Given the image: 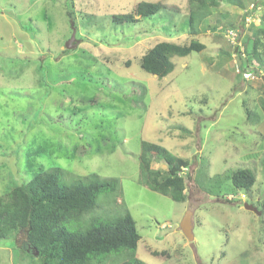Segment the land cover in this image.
Wrapping results in <instances>:
<instances>
[{
  "label": "rangeland",
  "instance_id": "rangeland-1",
  "mask_svg": "<svg viewBox=\"0 0 264 264\" xmlns=\"http://www.w3.org/2000/svg\"><path fill=\"white\" fill-rule=\"evenodd\" d=\"M215 1L191 35L198 8L190 0H0V196L51 169L67 186L89 174L116 179L120 192L101 194L87 218L127 211L142 264H264V41L252 53L264 0ZM140 2L164 8L136 23L113 22ZM250 6L260 7L256 26L240 34ZM72 29L75 46L66 49ZM230 29L239 33L233 46L223 36ZM158 41L204 48L172 58V72L159 79L139 65ZM142 142L187 162L185 202L139 184ZM151 168L167 166L155 159ZM237 169L253 172L250 191L232 189ZM187 211L192 241L179 229ZM34 252L24 234L1 240L0 264H41Z\"/></svg>",
  "mask_w": 264,
  "mask_h": 264
},
{
  "label": "trees",
  "instance_id": "trees-1",
  "mask_svg": "<svg viewBox=\"0 0 264 264\" xmlns=\"http://www.w3.org/2000/svg\"><path fill=\"white\" fill-rule=\"evenodd\" d=\"M190 1L198 8L190 11L188 33L194 35L198 31L194 21L207 16V9L217 7L218 3L215 0ZM163 8L159 3L140 2L130 13L114 17L113 22L136 23L155 16ZM68 16L71 20V13ZM260 41H264V23L253 39V56L263 47ZM203 48L202 44L194 41L185 45L158 41L140 58L139 65L144 72L160 79L172 72V58H184ZM155 159L165 162V172L151 168ZM186 165V161L173 156L160 145L142 142L138 157L139 184L172 201L185 202V180L178 173ZM261 169L264 176V157ZM60 175L58 169L40 171L31 180L0 196V241H14L19 234H24L25 242L37 252L41 264H106L111 257H121L123 264H142L135 254L140 235L127 211L107 221L87 218L98 207L101 194L120 192L119 182L89 174L67 186L61 183ZM228 179L233 190L241 191H250L256 181L249 169L234 170ZM83 221L86 226L82 229L69 231L65 228Z\"/></svg>",
  "mask_w": 264,
  "mask_h": 264
},
{
  "label": "water",
  "instance_id": "water-1",
  "mask_svg": "<svg viewBox=\"0 0 264 264\" xmlns=\"http://www.w3.org/2000/svg\"><path fill=\"white\" fill-rule=\"evenodd\" d=\"M74 32L72 31V35L71 38L68 40V42L65 44V48L66 49H71L74 48L75 44H72V42H74ZM246 210L248 211H253L255 212L257 215H259L260 213L257 212L252 206L245 204L244 205ZM191 216H192V212L191 211H187L185 213V215L183 216V218L180 221L179 224V229L182 232L183 236L189 240L192 241L193 240V233H192V229H193V223L191 221ZM34 255H37V252H34Z\"/></svg>",
  "mask_w": 264,
  "mask_h": 264
},
{
  "label": "built area",
  "instance_id": "built-area-1",
  "mask_svg": "<svg viewBox=\"0 0 264 264\" xmlns=\"http://www.w3.org/2000/svg\"><path fill=\"white\" fill-rule=\"evenodd\" d=\"M260 7L259 6H255V7H252L250 6L246 11V16H245V19H244V29H246L250 24L255 23V20H257V17L254 15V10H259ZM253 20V21H252ZM243 29H240L239 33H243ZM239 33H238V30H226V32L224 33V38L226 39V41L231 45H235L236 44V41L238 42V37H239ZM246 76V75H245ZM186 170H180L179 173H178V176H184L182 174L185 173ZM229 199H232L229 198Z\"/></svg>",
  "mask_w": 264,
  "mask_h": 264
},
{
  "label": "clouds",
  "instance_id": "clouds-1",
  "mask_svg": "<svg viewBox=\"0 0 264 264\" xmlns=\"http://www.w3.org/2000/svg\"><path fill=\"white\" fill-rule=\"evenodd\" d=\"M253 5V4H252ZM247 9H245V11H246ZM245 11H244V13H242L241 14V18H242V26L240 27L241 29H243V30H246L248 27H252V26H254L253 24H250L246 29H244V19H245V16H246V13H245ZM259 18V17H258ZM261 19V18H260ZM259 19V20H260ZM262 22H263V20H262ZM259 24H260V22H258V26H259ZM255 26H256V24H255ZM257 26V27H258ZM237 50V49H236ZM244 75H246L247 77L249 76V74H244ZM241 197H243L242 195H241ZM244 198V197H243ZM233 199V198H232ZM232 199H229V200H232Z\"/></svg>",
  "mask_w": 264,
  "mask_h": 264
}]
</instances>
